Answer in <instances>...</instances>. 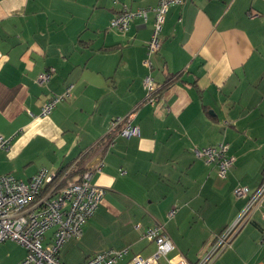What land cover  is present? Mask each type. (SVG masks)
<instances>
[{
    "label": "crops",
    "instance_id": "obj_1",
    "mask_svg": "<svg viewBox=\"0 0 264 264\" xmlns=\"http://www.w3.org/2000/svg\"><path fill=\"white\" fill-rule=\"evenodd\" d=\"M157 3L0 0V136L10 140L0 152V177L28 182L43 168L76 164L73 180L92 171V182L106 189L83 235L61 250L64 264L108 250L130 249L123 263L150 257L156 245L141 235L156 225L173 241L170 258L196 263L263 181L264 0L170 7L150 72L144 62L154 15L132 20L126 33L110 21ZM47 72L51 79L40 82ZM149 74L163 90L155 106L144 103ZM70 85L71 96L42 117L43 105ZM129 114L140 137L112 130L114 118ZM219 144L234 158L224 179L195 155ZM238 188L245 196H235ZM263 238L264 201L214 264H264ZM13 244L20 251L0 252V264L26 257Z\"/></svg>",
    "mask_w": 264,
    "mask_h": 264
},
{
    "label": "built area",
    "instance_id": "obj_2",
    "mask_svg": "<svg viewBox=\"0 0 264 264\" xmlns=\"http://www.w3.org/2000/svg\"><path fill=\"white\" fill-rule=\"evenodd\" d=\"M191 0H158L156 6L140 8L136 11L124 10L110 21V28L126 33L130 29L131 21L141 19L144 22L154 15V27L147 46V59L144 64L151 72L153 69L152 58L159 53L162 47V33L166 14L172 6H182ZM249 17L255 18L256 14ZM50 73H43L40 82H48ZM146 97L145 104L155 106L159 101L161 86L149 74L145 79ZM74 86L70 85L64 94L53 97L46 102L41 110V116H49L56 105L71 96ZM135 114L117 117L112 120V130L118 135L131 139L140 137L141 129L134 124ZM115 141H109L114 145ZM10 146V140L0 136V152ZM198 158L207 164H214L218 169L221 179L227 177L234 158L230 156L229 146L219 144L207 148L197 149ZM101 166L96 168L101 170ZM76 171V164H72L64 171H51L47 168L39 170L30 181L24 182L11 174L0 177V243L15 242L27 251L26 257L20 264H64L60 260V252L64 245L71 239H78L83 235L84 225L95 215L106 195V189L93 183L92 171H86L78 180H73L71 175ZM264 177V176H263ZM246 188L234 191L237 198L245 196ZM264 201V178L259 188L251 195L246 208L230 226L213 239L203 256L196 263L189 262L182 255L172 258L169 254L175 250L169 234L163 225L143 230L142 239L156 245V251L150 257L134 255L128 262L123 263L130 249L108 250L95 254L83 264H214L228 248L233 239L250 221L252 213ZM176 210L170 213L174 215ZM140 224L136 225L139 231ZM53 231L51 239L47 235ZM264 245V238L261 240ZM164 264V263H163Z\"/></svg>",
    "mask_w": 264,
    "mask_h": 264
},
{
    "label": "rangeland",
    "instance_id": "obj_3",
    "mask_svg": "<svg viewBox=\"0 0 264 264\" xmlns=\"http://www.w3.org/2000/svg\"><path fill=\"white\" fill-rule=\"evenodd\" d=\"M241 214V212H240ZM239 217V214L238 216L235 218V220ZM234 220V222H235ZM233 222V223H234ZM17 249L20 251L19 247H17V245H14L13 242H10V241H7V242H4V243H0V252L1 254H3V256H7L8 253H10L11 255H13L14 257L17 255ZM10 259V258H9ZM161 264H165V259L162 258L161 260ZM6 264H12V260H7V263Z\"/></svg>",
    "mask_w": 264,
    "mask_h": 264
},
{
    "label": "trees",
    "instance_id": "obj_4",
    "mask_svg": "<svg viewBox=\"0 0 264 264\" xmlns=\"http://www.w3.org/2000/svg\"><path fill=\"white\" fill-rule=\"evenodd\" d=\"M162 91H163V90H160L159 92H162ZM110 137H112V134L109 136V138H110ZM64 170H65V169H61V171H59V173L62 172V171H64Z\"/></svg>",
    "mask_w": 264,
    "mask_h": 264
}]
</instances>
